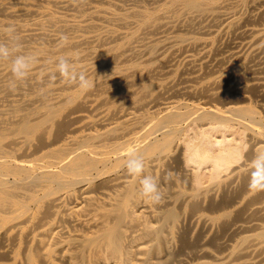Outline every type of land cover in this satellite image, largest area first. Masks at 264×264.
<instances>
[{
	"label": "bare ground",
	"instance_id": "bare-ground-1",
	"mask_svg": "<svg viewBox=\"0 0 264 264\" xmlns=\"http://www.w3.org/2000/svg\"><path fill=\"white\" fill-rule=\"evenodd\" d=\"M225 35L263 50L264 0H0V42L36 57L22 81L0 59V264H264V190L248 187L263 83L229 85L246 59L220 54ZM131 156L165 185L159 207ZM201 211L200 244L182 224Z\"/></svg>",
	"mask_w": 264,
	"mask_h": 264
},
{
	"label": "clouds",
	"instance_id": "clouds-1",
	"mask_svg": "<svg viewBox=\"0 0 264 264\" xmlns=\"http://www.w3.org/2000/svg\"><path fill=\"white\" fill-rule=\"evenodd\" d=\"M61 42L67 37L61 35ZM18 43L0 42V59L10 60L9 70L15 80H24L36 63V57L30 53H18ZM56 71L68 83H75L80 89L86 90L92 87L90 78L83 72L77 71L73 63L64 56H59L55 64ZM250 163L248 187L250 190H264V151H258ZM125 168L129 175L139 178L142 195L154 203H159L163 192L157 178L143 174L145 162L142 157L131 156L125 162Z\"/></svg>",
	"mask_w": 264,
	"mask_h": 264
},
{
	"label": "rangeland",
	"instance_id": "rangeland-1",
	"mask_svg": "<svg viewBox=\"0 0 264 264\" xmlns=\"http://www.w3.org/2000/svg\"><path fill=\"white\" fill-rule=\"evenodd\" d=\"M205 22V21H204ZM230 38V36H227V35H225V36H223V38H222V41H221V52H220V54H223L224 56H229V54L233 51H236L237 52V54L238 55H241L242 54V56L241 57H244L246 60H245V63H246V68L244 69V71H243V73H242V75H239L238 74V76H237V74H233L232 76H231V80H230V82H229V85H239V84H244L247 80L246 79H248L249 77H251V78H249V79H252V80H249V81H260V82H262L263 83V87H262V90L264 91V67H262V66H264V47H263V50H262V47H259V46H252L251 44L249 45V43H248V40H249V38H245V37H241V39H238V38H240V37H234V36H231V38ZM244 38V39H243ZM223 40H225V41H223ZM226 42V43H225ZM233 42V43H232ZM238 42H240V43H238ZM231 43V44H230ZM243 43H245V44H243ZM235 45H237V46H235ZM234 46V47H233ZM249 46V47H248ZM224 47V48H223ZM228 47H230V48H228ZM235 48V49H233V48ZM242 47V48H241ZM248 47V48H247ZM227 50V51H226ZM238 50H241L240 52L238 51ZM253 50V51H252ZM229 52V53H228ZM249 53V54H248ZM256 53H257V55H256ZM255 54V55H254ZM250 55H252V56H250ZM248 56V57H247ZM261 56H262V58H261ZM255 57V58H254ZM261 58V59H260ZM231 59H233L232 61H231ZM247 59H248V61H247ZM230 61V62H229ZM261 61V62H260ZM249 62V63H248ZM173 64H175L176 66H180V67H182V64H183V62L180 60V59H175L174 61H173ZM214 64H215V62H213V66H214ZM229 64V65H228ZM230 64H231V66H230ZM239 64V62L238 63H236V61L234 60V58H230V59H228V61H227V63H223V64H219V65H216L215 64V66L213 67L214 69H216V71H217V73L216 74H222L223 72H226L227 70H231L232 68H234L235 66H237ZM220 66V67H219ZM224 66H227V67H224ZM230 66V67H229ZM248 66V67H247ZM250 66V67H249ZM261 67V68H260ZM220 70H219V69ZM250 68V69H249ZM218 69V70H217ZM253 69V70H252ZM256 69H258V73H256L257 71H256ZM261 69H262V71H261ZM246 70V71H245ZM251 71H253V72H251ZM255 72V73H254ZM261 72V73H260ZM248 75V76H247ZM185 77H187L188 75L187 74H185L184 75ZM240 76V77H239ZM247 76V77H246ZM254 76H256L255 78H254ZM260 76H262V78L260 77ZM239 77V78H238ZM244 77L246 78L245 80H244ZM260 78V79H257V78ZM158 78V79H157ZM159 78L160 77H156L155 79L153 78L152 79V82L155 84V83H158L159 82ZM239 80H238V79ZM235 79H237V81L235 80ZM240 80L241 81H243V82H241L240 83ZM262 91V92H263ZM251 94V93H250ZM257 95V97H256V95ZM255 94H253L252 93V96L250 95V97H251V100H253V102H252V104L260 111L261 109L264 111V97H262L263 98V101H262V98L261 97H259V96H263V95H260V94H258V93H255ZM253 96H254V99H253ZM260 104V105H259ZM261 110V112L262 113H264L263 111ZM158 184L160 185V187H161V190H163L164 188H165V185L162 183V182H160V181H158ZM164 185V186H163ZM155 207H159V203H155ZM154 207V208H155ZM202 212L203 213H205L204 211H201V212H198V213H194L191 217H190V219H188L189 217H187L184 221H183V224H182V226L184 227V228H187L188 230H189V233H190V235H194V234H199V236H198V238L197 239H200V240H198L199 241V243L201 244V243H203L205 240L204 239H206V237H207V235H208V231H206V229L207 230H210L211 228H210V226H209V224L204 220V219H201L200 218V215L202 214ZM193 221V222H192ZM200 222V223H199ZM202 223V224H201ZM205 223V224H204ZM185 224H188V226H186ZM209 226V227H208ZM77 229V228H76ZM75 229V230H76ZM192 229V230H191ZM198 229H201L202 231V235H200L201 233H200V231L198 230ZM197 236H193V237H197ZM229 240H231V237H229V238H227V240H226V245H225V247L224 248H222L221 250H220V252L221 253H226L227 251H228V246L229 245H231L232 243H233V241L235 240V238H232V241H229ZM227 244H228V246H227ZM179 259V260H178ZM199 259V258H198ZM181 260H185L186 262H190V263H192V262H195V261H197V257L195 256H192V255H189V256H185V255H176L175 256V259H174V261L171 263V264H182L181 263ZM177 261H178V263H177ZM150 264H152V263H150Z\"/></svg>",
	"mask_w": 264,
	"mask_h": 264
}]
</instances>
